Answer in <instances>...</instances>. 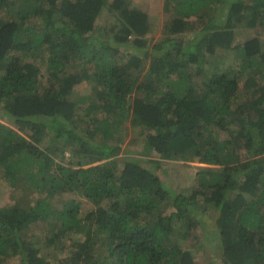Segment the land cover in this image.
Here are the masks:
<instances>
[{
  "label": "trees",
  "instance_id": "trees-1",
  "mask_svg": "<svg viewBox=\"0 0 264 264\" xmlns=\"http://www.w3.org/2000/svg\"><path fill=\"white\" fill-rule=\"evenodd\" d=\"M163 9L151 44L149 16L130 0H0V192L16 199L0 205V264L17 254L49 264L20 233L51 217L72 235L58 264H196L203 221L221 264H264V0H163ZM90 82L89 97H77ZM126 119L153 131L146 155L205 166L189 195L117 160ZM64 191L93 209L54 212ZM33 193L39 200L21 205ZM87 225L103 254H92Z\"/></svg>",
  "mask_w": 264,
  "mask_h": 264
},
{
  "label": "rangeland",
  "instance_id": "rangeland-1",
  "mask_svg": "<svg viewBox=\"0 0 264 264\" xmlns=\"http://www.w3.org/2000/svg\"><path fill=\"white\" fill-rule=\"evenodd\" d=\"M133 6L138 9L146 11L150 15V21L152 26L151 34V44L158 38H161L163 35L162 29L166 14L163 9V0H130ZM108 16V15H107ZM162 26V27H161ZM161 27V29H160ZM162 33V34H161ZM264 39V36H263ZM229 54V59H232L233 56ZM230 63V62H228ZM232 64V63H231ZM235 64V63H234ZM44 67H42V73H44ZM264 82V80H263ZM242 85V84H240ZM93 85L84 83L83 85L75 87V94L77 97H89L91 92V87ZM84 101V100H83ZM84 104V103H79ZM102 115H99L98 112L91 111L88 114L89 118H92L94 121L98 120ZM131 119V113H130ZM90 120V119H89ZM116 123V122H115ZM123 124V125H122ZM122 124H116L120 129L125 128L126 136L124 137L123 143L121 144V154L118 157V161L123 162L128 159L129 161L141 164L148 169L152 170L154 174L159 176L163 181L164 185L172 188L176 194L189 195L192 190H194L195 183V172L200 167H205L202 164H199L195 160L192 161H168L163 159L158 154L146 155L147 150L145 149L144 142L147 134L149 132L148 127L144 125H136L134 127L128 119L123 121ZM225 136V135H222ZM97 140L102 139V135L97 134L95 136ZM114 141V140H113ZM28 188V187H27ZM29 191V188L27 189ZM2 192V193H1ZM0 192V205H11L12 207L16 203L15 196L6 195L5 191ZM31 195L32 198H21V205L30 206L33 205V202L39 200L36 193ZM123 197L120 201H122ZM53 211H58L63 208L71 207L75 208L79 206L81 212L80 218L83 217L86 213L90 212L93 209V204L88 203L84 200L83 196L77 192H68L64 191L63 193H56L53 199ZM19 205L18 207L21 208ZM216 210L207 206V211L205 212L207 218H212L216 215ZM80 220V219H79ZM84 229V228H83ZM81 229V230H83ZM86 229H90L88 233ZM85 229L86 235L90 238L91 242L96 246L92 251L94 257L99 253L103 254L105 252V241L103 236L97 231L95 225H87ZM179 229V227L177 228ZM200 229L203 232L204 239L203 244L200 246L190 249L194 256V261L196 264H221L219 261V249L217 250L216 245L211 243L209 240L210 237V225L208 222L203 221L200 225ZM79 232L78 230H76ZM59 224L56 220L51 217L45 224L41 222H32L24 227L20 233V237L24 242L30 243V249L37 251L39 258H45L49 264H58L62 258H64L68 253L64 248L59 247L61 241L67 240L72 235L65 233L61 236L58 234ZM82 233V232H81ZM84 234V233H82ZM52 235H56L58 244H50L49 247L46 246V239H50ZM85 235V234H84ZM85 235V236H86ZM217 243V242H216ZM28 248V245H26ZM23 259L22 254H17L16 257L9 259L8 264H21Z\"/></svg>",
  "mask_w": 264,
  "mask_h": 264
},
{
  "label": "crops",
  "instance_id": "crops-1",
  "mask_svg": "<svg viewBox=\"0 0 264 264\" xmlns=\"http://www.w3.org/2000/svg\"><path fill=\"white\" fill-rule=\"evenodd\" d=\"M140 10L141 11H143L141 8H140ZM144 13H146L148 16H149V24H150V26H151V21H150V15L146 12V11H143ZM162 27V26H161ZM161 27H160V29H161ZM150 29H152V26H151V28ZM154 29V28H153ZM152 29V30H153ZM162 34V33H161ZM166 47V46H165ZM165 49V48H164ZM109 51V54L107 53V51H106V53L108 54V55H115V56H117V53H114L113 51H112V49L110 50H108ZM121 58H117V59H115L116 61H121V62H123L124 60H125V57L127 56V54H128V51L126 50V49H121ZM107 55V56H108ZM147 65L145 66V68H144V71L142 72V74L146 71V69H147V67H148V65L150 64V62H147L146 63ZM137 79V78H136ZM138 79H139V76H138ZM90 84H91V82H90ZM93 85H94V83H93Z\"/></svg>",
  "mask_w": 264,
  "mask_h": 264
}]
</instances>
